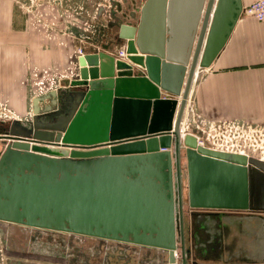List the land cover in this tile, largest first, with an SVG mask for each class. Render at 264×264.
Instances as JSON below:
<instances>
[{"label":"water","instance_id":"obj_1","mask_svg":"<svg viewBox=\"0 0 264 264\" xmlns=\"http://www.w3.org/2000/svg\"><path fill=\"white\" fill-rule=\"evenodd\" d=\"M171 1L148 0L141 9L142 18L145 19L153 6L163 10ZM215 2L197 0L191 19L194 22L192 32L188 35V27L180 29L184 37L179 49L175 50L177 55L173 56L169 52V42L162 50L152 47L146 39L142 40L144 23H124L130 20L127 15H122V4L111 3V7L116 6L117 13L122 12V18L114 17V26L117 25V41L126 47V60L105 52L80 55L79 72L74 80H65L63 90L34 99V130H25L14 123H0V145L7 146V154L14 151L30 155L34 160L39 158L58 164L66 159L103 158L104 161L90 172H82L69 162L70 170L76 176L63 175L59 180L58 169L47 171L48 167H42L45 170L41 177H22L15 181L0 174V179L8 180L6 185L0 184V194L4 196L0 197V220L158 248L170 252L172 261H175L174 253L178 248L179 222L183 264H187L182 183L185 154L188 157L191 208L264 211V161L199 145L200 131L193 123L194 113L189 101L194 80L200 70L211 65L242 14L238 1L237 7L230 11L225 9V0H218L216 8ZM136 17L133 16L134 20ZM168 22L169 13L166 25L171 38ZM152 49L157 55L150 54ZM172 61L180 72L176 87L170 89L163 81L166 65H173ZM142 71L149 79L138 76ZM137 82L142 90L149 89L147 85L151 82L155 84L150 122L147 118L149 107L145 105V127L113 131L114 137L104 144L86 147L71 144L82 122L92 121L100 115L104 120L115 122L116 116L122 114V102L118 97ZM161 90L171 97L162 98ZM93 92L101 96V101L95 110L89 111ZM143 93L147 95V92ZM45 100H49L50 105L41 108L40 103ZM161 101L165 103V109L158 116L156 108ZM120 121L116 120L115 126ZM185 121L190 126L186 127ZM67 124H70L68 131ZM7 154L0 160V167ZM162 156L167 158V188L165 194L157 198L154 189L164 187ZM23 163L26 165L23 164L21 169L25 175L24 171L32 166L28 161ZM130 168L135 170L132 174L137 171L142 175L145 183H149L148 187L126 182L125 173ZM144 169H151L152 180L144 179ZM156 181H160V185L156 186ZM32 196L37 199V205L30 200ZM4 198H8L7 201H2ZM20 207L23 211L18 210ZM150 230L157 233L156 238L148 234ZM141 231L144 233L139 234Z\"/></svg>","mask_w":264,"mask_h":264},{"label":"crops","instance_id":"obj_2","mask_svg":"<svg viewBox=\"0 0 264 264\" xmlns=\"http://www.w3.org/2000/svg\"><path fill=\"white\" fill-rule=\"evenodd\" d=\"M143 1L109 0V4L111 7V3H121L123 14L121 12L119 17L127 15L133 21V16H139ZM188 1L177 0L174 4L178 7L174 11L176 30L186 27L189 19L186 13H190ZM237 1L242 14L211 65L197 74L189 101L192 109L195 108V129L217 137L222 147H235L254 127H264V22L243 15L244 9L257 0H225V9L234 10ZM80 3L76 12L70 13L68 0H44L33 5L29 0H0L1 118L7 116L3 110H10L16 118L33 116L35 98L63 90L65 80H74L79 72V49L84 54H117L123 44L115 42L110 31L98 32L96 44L85 45L84 0ZM106 6L103 3L96 6L94 20L117 11L116 6ZM155 12L156 9L151 8L149 16ZM75 17L79 27L72 32L69 19L73 21ZM114 17L109 16L110 27L115 24ZM48 105L49 100L40 103L41 108ZM184 125L190 126L186 121ZM247 149L254 151L255 145L252 143ZM230 217L227 216V225L235 222V218ZM251 225L250 229L243 230L249 234L244 237L246 251L254 254V242L260 233L256 230L257 224Z\"/></svg>","mask_w":264,"mask_h":264},{"label":"rangeland","instance_id":"obj_3","mask_svg":"<svg viewBox=\"0 0 264 264\" xmlns=\"http://www.w3.org/2000/svg\"><path fill=\"white\" fill-rule=\"evenodd\" d=\"M58 1V0H55ZM61 1V0H59ZM64 2V0H62ZM83 0H68V4L70 6L69 12L75 13L76 6L78 2L82 3ZM168 0H165L167 2ZM177 0H172L173 9L171 11V3L163 10H158L157 7L153 6L156 9V12L149 16L148 12L146 13L145 19L142 18V7L148 2V0H144L138 9V18L133 19L134 24L144 23V29L142 32V40L146 39L152 47L157 48L158 50L164 49L169 42L172 41V36L167 33L169 30L167 29V13H169V22L168 26L171 31V35H173V27L175 24L173 13L178 8L174 4ZM188 1V0H187ZM189 2V1H188ZM81 3L79 5H81ZM99 3H103L104 5H109V0H84L83 5H85V32L84 33V43L85 45L96 44L98 41V32H107L110 31V35L114 41L116 42V34H117V25L110 27L107 23L109 20V16H120L116 11L111 14H104L101 19L98 21L95 19V9ZM166 4V3H165ZM188 7L190 9V13H186L188 15V22L186 24V28L188 35H190L191 27L194 24L192 19V13L197 7V0H190L188 3ZM108 8V7H107ZM173 15V20H172ZM176 18V17H175ZM176 20V19H175ZM70 23V31L74 32L79 27L78 19L75 17L73 21L69 19ZM74 29V30H72ZM79 30V29H78ZM80 31V30H79ZM191 31V32H190ZM102 32V33H103ZM76 36V34L74 35ZM123 46V45H122ZM193 49V44L191 43V49L188 51V54L191 56V51ZM152 56L157 55L156 52L152 49L150 52ZM117 59V58H116ZM165 73V72H164ZM138 76H143L149 79L147 73L142 71L138 74ZM177 82H174V86H176ZM153 82L148 84L149 89H141L140 83H134L131 87H129L128 91L118 97L122 103V114H120L116 120H121L119 123L110 120H104L103 117L97 116L93 118L92 121L82 122L80 126H78V135H75L74 141H72L73 145L76 146H90L99 145L108 143L109 139L114 137L113 131H122L126 132L129 130L134 131L135 129L140 128V126H146L147 124L144 122L146 119V104L149 107L148 111V121L150 122L152 118V105L155 101L154 98V87ZM148 88V87H147ZM104 90L103 88L101 89ZM147 92V95H143V92ZM162 98H170L168 92L161 90ZM180 100V97L175 96ZM105 105V104H104ZM106 108V106H105ZM104 108V109H105ZM120 108V109H121ZM103 109V110H104ZM7 116L1 118L0 123L8 124H16L25 130H34L32 116H27L25 118H16L13 116L10 110H3ZM103 112V111H102ZM119 114V113H118ZM70 128V124H67V131ZM142 128V127H141ZM57 132V131H55ZM139 132V131H136ZM112 136V137H111ZM10 142V141H9ZM7 154V146L0 145V160H2L3 156ZM23 161H28L32 168L30 170H25V175L23 174L21 166L25 163ZM104 161L101 159H93V160H69L66 159L62 161L60 164L51 160H42L37 159L34 160L32 156L17 153L14 151H10L4 159V162L0 167V174L4 175V177L8 178L9 181H15L20 178H30V177H41L43 171L47 168V171L54 170V168L58 169L57 180H59L63 175H68L71 177L76 176L72 170H70V163L72 162L77 169L83 171L90 172L94 167L98 166L100 163ZM162 163L161 172L164 175V187H159L160 181H156L155 185L158 189H154L153 194L155 197L160 198L165 194V190L167 188V179H168V169H167V158L166 156H162L160 158ZM26 165V164H25ZM24 165V166H25ZM40 166V168L38 167ZM42 167H45V169ZM182 183H183V199H184V241L187 248H191L194 242L202 241L203 244L208 241L210 244H216L217 242L221 245L224 243L226 246L231 244L232 240H235V245H239L240 237L237 230L240 228H249L252 226L251 224H257L256 230L259 234L258 240L255 239V252H247L246 260H251V264L255 262L256 264H264V211H256L250 212L247 210H226V209H193L189 206V169H188V157L186 154L182 158ZM25 169V168H24ZM125 174V180L130 185H140L142 188L148 187L149 183H145L142 179V175L139 172H135L133 168L127 170ZM146 179H153V173L151 169H144ZM174 185L176 186V170L174 165ZM4 179V178H2ZM7 180V179H6ZM7 180V181H8ZM92 183H94L92 181ZM154 188L155 186L152 185ZM156 188V187H155ZM0 197H4L0 194ZM125 199V196L122 197ZM8 198L2 199V201H7ZM30 200L37 205V199L35 196L30 197ZM16 204V201H15ZM18 210L23 211L20 207ZM255 213L259 219L255 221L247 220L245 217L246 214ZM234 217L235 222L233 221L231 226L228 227L226 224L228 222L227 216ZM207 216V217H205ZM230 217V218H231ZM244 218V222H242ZM240 219V221L238 220ZM24 221H28L27 218H24ZM232 219H230V222ZM176 219V223H177ZM229 222V223H230ZM244 224V225H243ZM250 226V227H249ZM240 227V228H239ZM232 228V229H231ZM248 230V229H247ZM151 231V230H150ZM141 231L139 234H143ZM198 233L201 235L199 236ZM222 233L224 235H222ZM152 238L157 237V233L153 230L148 233ZM229 234V235H228ZM256 234V233H255ZM228 235V236H227ZM181 233L178 222V249L174 253L175 261H172V255L170 252L158 248H152L143 245L132 244L128 242L122 241H113L108 239H102L97 237H90L84 235H78L74 233L50 230V229H41L35 228L26 224L14 223L5 220H0V264H183V260L181 257ZM208 237V238H207ZM132 238V237H131ZM197 239V241H196ZM225 239V242L222 241ZM233 248L240 249L241 245L235 246ZM243 245V244H242ZM226 259L224 262H214L215 264H249L245 263L243 260V256L237 252H225L224 253ZM223 255V256H224ZM234 257H231L233 256ZM254 260V261H253ZM187 264L200 263L203 264V260L195 258V256L191 255V258L187 260Z\"/></svg>","mask_w":264,"mask_h":264},{"label":"built area","instance_id":"obj_4","mask_svg":"<svg viewBox=\"0 0 264 264\" xmlns=\"http://www.w3.org/2000/svg\"><path fill=\"white\" fill-rule=\"evenodd\" d=\"M29 1L33 5L35 3L39 4L44 0H29ZM243 15L252 17L258 22H264V0H257L252 4H250L249 6H247L243 11ZM78 52L79 55H84V51L82 49H79ZM115 56L117 59L126 60L127 53H126L125 45L121 46V48L118 50ZM245 137L246 139L243 140L242 137V139L239 141V144L235 147L232 146L222 147L219 144L217 137L200 132V134L198 135V143L199 145L204 147L205 146L212 147L213 149L216 150L241 154L247 157H255L264 161V127H254L250 132V134L246 135ZM250 141L255 145L254 151L247 149V146L252 145Z\"/></svg>","mask_w":264,"mask_h":264},{"label":"flooded vegetation","instance_id":"obj_5","mask_svg":"<svg viewBox=\"0 0 264 264\" xmlns=\"http://www.w3.org/2000/svg\"><path fill=\"white\" fill-rule=\"evenodd\" d=\"M106 7H110V4L107 5ZM245 219L255 221L259 218L257 217V215L255 213H251V215H247L245 217ZM227 226L228 227H234V225L233 226L227 225ZM243 229L244 228H240L239 230H237L239 233V237H240V241H239V243H240L239 245H241L240 249H237L236 247L233 248L234 247L233 245L235 243V242L233 243L234 240H232L231 244H229L228 246H226L224 243H222L220 245L218 242L216 244H210L208 241H206V243L203 244V242L200 240L198 242H194V244L191 246V248H187L186 244L184 245L185 246V257H186V259L188 260L189 258H191V255H193V256H195V258L203 260V264H215L214 262H218V261L224 262V260L226 259L225 255H224L225 252H227V253L237 252V253L244 255L243 260L245 261V263L250 262L249 264H251V262H252L251 260L250 261L246 260V259H248L247 255H246L248 251H246V249H247L246 240L247 239H245V238H247V236L249 234L244 231L245 229L244 230ZM198 235L201 236L199 233H198ZM222 235H224V234L222 233ZM196 241H197V239H196ZM222 241L225 242V239ZM231 248H233V249L231 250ZM181 252H182L181 257L183 260L182 248H181ZM231 257H234V255ZM193 264H200V263L195 262ZM252 264H256V263L253 262Z\"/></svg>","mask_w":264,"mask_h":264},{"label":"bare ground","instance_id":"obj_6","mask_svg":"<svg viewBox=\"0 0 264 264\" xmlns=\"http://www.w3.org/2000/svg\"><path fill=\"white\" fill-rule=\"evenodd\" d=\"M215 5H216V2H215ZM171 6H172V3H171ZM214 8H215V6H214ZM172 9H173V6L171 7V11H172ZM172 20H173V15H172ZM129 22L125 21L124 23L134 24L132 21H129ZM172 34H173L172 35V41L170 42V48H169V52H170V55L171 56L177 55V54H174V53H176L175 50H176V48H178V45H180V43H181V41L183 39V33L179 29L176 30V27L175 26L173 27V33ZM170 59L173 60L172 57H170ZM173 62L174 61H172V64L173 65H171V64H167L166 65V69H165V73H164V81H163L164 86H166L167 88H170V89L176 87V86H174V82H177V79L179 77V72H180V70L178 69V67ZM176 62H177V60H176ZM157 69H158V67L156 65L154 67V71L156 72ZM100 98H101V96L98 95L97 92H93V100L91 102L92 105H91L89 111L95 110V108L97 107V105L101 101ZM163 103L164 102H161L160 103V107H157L156 108L157 109V112L159 114L158 116H160L162 114L163 110L165 109V103L164 104ZM193 113H194V117H195V108L193 110ZM30 154L36 156V154H33V153H30ZM6 183H8V181L6 179H0V184L6 185ZM176 236H177V230H176Z\"/></svg>","mask_w":264,"mask_h":264}]
</instances>
